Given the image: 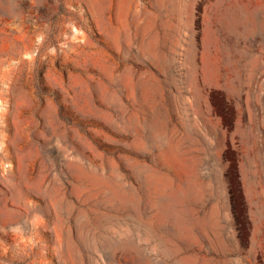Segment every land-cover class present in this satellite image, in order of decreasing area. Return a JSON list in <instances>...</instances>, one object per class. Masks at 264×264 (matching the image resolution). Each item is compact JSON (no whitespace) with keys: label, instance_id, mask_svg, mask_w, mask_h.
Segmentation results:
<instances>
[{"label":"rangeland","instance_id":"1","mask_svg":"<svg viewBox=\"0 0 264 264\" xmlns=\"http://www.w3.org/2000/svg\"><path fill=\"white\" fill-rule=\"evenodd\" d=\"M0 264H264V0H0Z\"/></svg>","mask_w":264,"mask_h":264}]
</instances>
